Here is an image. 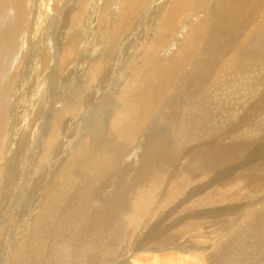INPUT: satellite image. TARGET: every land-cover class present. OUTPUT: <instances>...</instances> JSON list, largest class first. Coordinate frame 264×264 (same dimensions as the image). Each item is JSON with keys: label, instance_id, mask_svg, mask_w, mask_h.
<instances>
[{"label": "rangeland", "instance_id": "rangeland-1", "mask_svg": "<svg viewBox=\"0 0 264 264\" xmlns=\"http://www.w3.org/2000/svg\"><path fill=\"white\" fill-rule=\"evenodd\" d=\"M215 1H205V8H211ZM25 2L26 21L20 30L24 49L15 50L9 57V52L3 53L0 48V72L7 70V80L0 78V117L5 116L7 110V114L12 115L6 125L10 150H6L3 161L0 160V235L6 238L0 242V249L3 247L0 264H214L216 261L220 264H264V255L260 251L264 247V54H255L259 46L264 50V34L253 32L254 36L250 34L248 41L240 44L244 33L236 31L240 29L235 28L240 21L235 24L236 30L231 31L235 41L229 40L239 42L237 54L240 56L236 66L223 70L221 66L227 61L225 59L229 60L236 51L223 46V38L219 34L208 30L211 35L214 34L213 38L217 35L213 39L205 31L198 40L205 53H199L195 59L192 55L188 62L181 63L179 45H182L188 27L194 26L193 23L200 21L204 14L197 10L186 15L170 32L169 38L158 49L154 48L155 55H151L156 65L166 60L169 64L166 67L172 71L166 79L167 86L161 90L163 95L154 100L155 110L149 114L147 121L145 116L138 117L140 126L133 127L134 136L130 132L129 137H115L107 127L110 117L115 114L113 110L119 107L115 98L123 80L122 74L119 77V68L122 69L127 57L137 60L147 47L154 33L151 25L165 0H148L132 28L121 36L116 47L104 38L100 25L99 15L102 12H108L109 18L116 17L117 6L110 0L107 3L112 6L108 5L105 10L103 5L107 4L104 0ZM74 11L81 12L77 23L70 21ZM10 13L1 17L2 25L9 21L13 23ZM251 20L254 21V18ZM218 37L223 44L220 45L218 40L215 44L217 41L214 40ZM69 43L75 44V57L71 58V63L61 66L60 57L64 46ZM217 51L221 53L219 56L215 55ZM213 52L214 57H211ZM252 58L255 61L251 62ZM207 59L216 61V64L214 61L210 64ZM220 60V64L223 62L221 65L218 63ZM96 61L101 62L100 77L89 82L87 74ZM203 64H208V71L212 69V73L202 72ZM213 65L219 68L215 69ZM155 71L152 67L144 77L136 80L148 81ZM8 86L11 88L6 91ZM69 103L73 104L71 109ZM114 104H118L117 108ZM74 107L79 112L76 108L73 110ZM66 108L70 109L68 114L63 111ZM118 110L123 113L122 107ZM124 117L129 121V116L124 114ZM57 119L61 122L62 134L51 150L54 152H50L47 159L33 161L32 157L39 153L47 133L59 123ZM153 134L156 141L152 140ZM158 136L161 141H157L160 140ZM86 138L97 139L95 147L113 153L111 167L103 172L101 178H96L98 181L90 188L89 201L80 203L81 207L84 204L83 209L77 210L78 213L83 211L85 218L88 213L89 219L71 218L70 213L74 214L75 209L68 213L65 209L68 204L63 206L56 214L58 219L64 218L59 220V225L40 228L46 233L41 246L40 229L33 233L30 240L32 235L28 239L24 233L28 226L24 228L23 225H27L30 211L33 209L34 212L42 192H60L61 185L52 190L54 188L49 181L56 176L60 165L70 159V145ZM147 138L152 140L150 144ZM69 140H73L70 145ZM152 144L158 145L155 148L158 150L151 151L154 149ZM150 145L151 157H148ZM212 147L219 151L218 156L222 160L218 159V152ZM11 149L22 154L20 159L16 158L18 162L15 164ZM167 149H170L169 153ZM151 153H154L153 158ZM143 155L148 158L147 161ZM192 159L197 162L191 164ZM202 162L203 165H200ZM9 163L15 167L13 165L11 169L12 164L10 166ZM35 164L40 166H37L38 171H35ZM96 172L100 170L94 171V176ZM80 190L79 187V193ZM25 239L33 242H30L32 245H28ZM17 245L23 248L21 252L26 250L27 258L24 252L17 255ZM28 248H32L30 253ZM199 253L203 255L196 256ZM20 259L27 261L21 262Z\"/></svg>", "mask_w": 264, "mask_h": 264}, {"label": "bare ground", "instance_id": "bare-ground-1", "mask_svg": "<svg viewBox=\"0 0 264 264\" xmlns=\"http://www.w3.org/2000/svg\"><path fill=\"white\" fill-rule=\"evenodd\" d=\"M105 3L107 5H103V8L104 10L105 9H108V0H104ZM112 3L114 2L115 3V6H117V14L116 17L114 15H112L113 18H109L108 17V12L105 13L102 12V14H100V25L102 27V35L104 36V38H106V40L108 39L109 42L111 43H114L115 47H116V44L117 42L119 41V39L121 38V36L126 33L130 28H132L133 26V23H134V20H137V16L138 14L141 12V10L146 6V4L148 3V0H110ZM207 0H165L163 6H162V10L161 12H159L157 18H156V21L152 23L151 25V29L153 30V35L151 36V38L148 40V44H147V47L140 51L142 52L137 60H133V59H126V62L123 64V67L122 69L119 68V77H120V74H122V78L123 80L120 81L121 83V87H120V90L117 91L115 93V98L118 99L117 101L119 102V107H122V111L123 113L121 112V110H118L117 106H116V111L113 110V113L115 112V114H112L113 116L110 117V123H109V127H107L110 131V133H112L115 137H129L130 135V132H132L133 136H134V130H133V127H135L136 125L138 126L139 128V122L137 121L138 117L140 115L142 116H145L146 118V121L148 119V116L150 113H153V111L155 110L154 106H153V103H154V100L158 97V95L162 96L163 93H161V90L167 86L165 84L166 82V79L167 77H169L172 73L171 70H169L166 66L169 65L166 62L164 61H160L159 62V65H156V63L153 62L152 58H151V55L153 57V54L154 51V48H157L159 47L160 45H162L166 39L169 38V35H170V32L173 31L175 29V27L180 23V21H182L186 15L188 14H192L193 11H201L203 15V17L200 19V21L198 22H194V26H189L188 27V30H187V35H185V39L182 43V45H179L181 46L180 50L178 51V56L179 58L181 59V63H183L184 61H187L188 59L191 58V56L193 55L192 59L194 58H197L198 54L201 53V54H204V49L203 48H200L202 45L199 44L198 42L201 40L200 37L202 36V34L205 33V31H207V33L210 34V36L213 38V35L214 34H219L218 36H220L221 38H223L221 40L220 37H218V39L214 40V42H216L217 40L219 41V38L222 42H220L219 44H223V46L225 45L226 48L229 47L230 49H232L233 51L235 50L236 52H233L235 54H232L231 58L228 59H225L227 60L226 62H222V68L223 70L229 68V67H232L233 66H236V61L238 62V57L240 55H238V47H239V42L238 43H235V42H232V41H235L233 40V33L231 34V31L232 30H236L234 29V26L235 24L237 25V23L239 22L238 26L235 28H240L239 30H236L238 33L240 32L241 34L244 33L243 35V41L240 42V44H243L244 41L246 43V41H248L249 37H250V34L252 36L253 32L254 33H257V35H261V33L264 34V0H216L214 2V5L209 8V9H206L205 8V5H206V2ZM213 2V1H212ZM92 3V2H91ZM96 3V2H95ZM101 3V2H100ZM102 4V3H101ZM100 5V4H99ZM25 6H26V2L25 0H0V48L2 49L3 53H7L9 52V57L12 55V53L15 51V50H23L24 48V45H25V42H22L23 40H21L20 38V30L23 26V22L26 21V17H25ZM112 6V5H110ZM95 9V8H94ZM101 9V7H100ZM160 9V7H159ZM78 10V9H77ZM80 10V9H79ZM13 12L14 14L10 13V12ZM76 11V10H75ZM73 12V16L72 18L70 19V21L72 23H77V19L79 17V14L81 13H78L77 12ZM27 12V10H26ZM72 12V11H71ZM6 13H10V15H12L13 19V23H11L10 21L8 22V24L6 25H2V18L1 17H4V15ZM29 13V11H28ZM157 14V13H156ZM9 15V14H7ZM6 15V16H7ZM34 15V14H33ZM41 15V14H40ZM28 16V15H26ZM35 17V16H34ZM9 18V16H8ZM80 18V17H79ZM136 18V19H135ZM254 18V21H252L251 19ZM10 19V18H9ZM147 21V20H146ZM35 23V22H34ZM38 23V22H37ZM27 24V22L25 23V25ZM139 24V23H138ZM137 24V25H138ZM189 24V23H188ZM38 25V24H37ZM207 28V29H206ZM150 29V28H149ZM148 30V29H147ZM208 30H212V33L214 32V34L211 35L210 32H208ZM246 30V31H245ZM222 32L224 33V35H222ZM237 33V34H238ZM101 34V33H100ZM135 34V33H134ZM223 36H221V35ZM102 35H100L101 37H103ZM215 35V37L217 36ZM255 34H253L254 36ZM124 36V35H123ZM232 36V38H231ZM237 36V35H236ZM78 37V36H77ZM100 37V38H101ZM210 37V38H211ZM215 37L213 39H215ZM228 37V39H224ZM241 37V35H240ZM256 37V36H255ZM258 37V36H257ZM72 38V37H71ZM209 38V39H210ZM212 38L210 39L212 41ZM232 39V41L229 40ZM122 39V38H121ZM139 39V38H138ZM257 39V38H256ZM102 40V39H101ZM134 40V39H133ZM141 40V39H140ZM199 40V41H198ZM241 40V39H240ZM263 40V39H262ZM203 41V40H202ZM218 41L215 43L217 44ZM258 41V40H257ZM181 42V41H180ZM243 42V43H242ZM262 42V41H261ZM110 43V44H111ZM135 43V42H134ZM142 43V42H141ZM254 43V41H253ZM107 44V43H106ZM207 44V43H206ZM232 44V46L230 45ZM260 44V43H259ZM118 45V44H117ZM214 45V44H213ZM213 45H210V46H213ZM252 45V44H250ZM111 46V45H110ZM208 46V45H206ZM231 46V47H230ZM256 46V45H255ZM64 50H63V53H62V56L60 57L61 59V66L63 65H66L68 63H71L72 59L75 57V54H74V50L76 49L75 48V44L72 43V45L69 43L67 45L64 46ZM141 47V46H140ZM164 47V46H163ZM205 47V46H203ZM214 47V46H213ZM220 47V46H219ZM105 48V47H104ZM110 48V47H109ZM248 48V47H247ZM0 49V50H1ZM158 49V48H157ZM210 49V47H209ZM208 49V51L210 52V50ZM225 49V48H224ZM228 49V48H227ZM226 49V50H227ZM243 49V48H242ZM115 50V49H114ZM216 50V49H215ZM219 50V49H218ZM7 51V52H6ZM212 51V50H211ZM214 51V50H213ZM253 51V50H252ZM130 52V50H129ZM207 52V51H206ZM216 52V51H215ZM218 52V51H217ZM227 52V51H226ZM231 52V51H230ZM2 53V52H1ZM76 53V52H75ZM220 52L216 53L215 55H218ZM225 53V52H224ZM264 54V50L263 48H257V50L255 51V54L260 56L261 54ZM102 54V53H101ZM210 54V53H208ZM207 54V55H208ZM221 54V53H220ZM219 54V55H220ZM244 54V53H243ZM254 54V55H255ZM158 55V54H157ZM206 55V54H205ZM218 55V56H219ZM226 55V54H225ZM231 55V54H230ZM242 55V54H241ZM251 55V54H250ZM253 55V53H252ZM255 55V56H256ZM74 56V57H73ZM130 56V55H129ZM224 56V55H223ZM228 56V55H227ZM249 56V53L248 55ZM264 56V55H263ZM73 57V58H72ZM131 57V56H130ZM206 57V56H204ZM210 57V56H209ZM208 57V59H209ZM211 57H214V52H213V56L211 55ZM210 57V59H211ZM252 57V56H251ZM72 58V59H71ZM226 58V57H225ZM248 59H250V57H247ZM120 59V58H119ZM118 59V60H119ZM201 59V58H200ZM207 59V60H208ZM214 59V58H213ZM216 59V58H215ZM253 61L254 58H252ZM257 59V58H256ZM258 59L260 60V57H258ZM111 60V59H110ZM223 60V61H225ZM240 60V59H239ZM251 60V59H250ZM258 60V61H259ZM263 60V58H262ZM260 60V61H262ZM71 61V62H70ZM99 61V60H98ZM94 62L95 64H93V67L90 69L89 71V75L87 74V81L89 82H94L96 81L95 79L99 76L100 77V67H101V62ZM178 63H179V60H177ZM204 61V60H203ZM214 61V60H213ZM213 61L210 62V60H208V62L211 64ZM188 62V61H187ZM216 61H214L215 63ZM218 62V61H217ZM221 60L218 62L219 65L220 64ZM93 63V62H92ZM180 63V64H181ZM193 64V63H192ZM213 64V63H212ZM216 64V63H215ZM236 64V65H235ZM208 65V64H207ZM203 64V67H202V72L204 71H207L208 73L212 71V69H210V71H208V66ZM106 66V65H104ZM214 68H215V65H213ZM91 67V66H90ZM152 67H154L156 69V71L150 76L151 79H149L148 81L146 80H143L141 82L137 81L136 78L138 77H144L145 76V72L149 69H151ZM61 68V67H60ZM63 68V67H62ZM66 68V66H65ZM177 68V67H175ZM216 68H219L216 66ZM215 68V69H216ZM175 70V69H174ZM7 71V70H6ZM6 71H3L1 70L0 72V78H5L6 79V74L5 72ZM92 71V73H91ZM215 72V71H214ZM213 72V73H214ZM62 73V72H61ZM87 73V72H86ZM102 73V72H101ZM206 73V72H205ZM204 73V74H205ZM206 73V74H208ZM212 73V72H211ZM218 74V72H215ZM114 74V73H113ZM194 74V73H193ZM199 74V73H198ZM202 75V74H201ZM200 75V76H201ZM210 75V74H209ZM114 76V75H113ZM86 77V76H85ZM118 77V76H117ZM116 77V78H117ZM115 78V79H116ZM121 79V78H120ZM7 80V79H6ZM103 81V80H102ZM101 81V82H102ZM118 81V79H117ZM190 81V79L188 80ZM241 81V80H240ZM115 82V81H114ZM242 82V81H241ZM119 83V84H120ZM191 83V82H190ZM22 84V83H21ZM88 84V83H87ZM112 84V83H110ZM118 84V85H119ZM19 85V84H18ZM20 86V85H19ZM117 86V85H116ZM208 86V85H207ZM191 87V86H190ZM11 88V87H7L6 91ZM49 89V88H48ZM177 90V89H176ZM165 91V90H164ZM162 91V92H164ZM100 93V92H99ZM199 93V92H198ZM139 94H142L141 97H139ZM162 94V95H161ZM159 96V97H160ZM203 96V95H202ZM62 97V96H61ZM75 97V96H74ZM99 97V96H98ZM97 97V98H98ZM59 99V98H57ZM168 99V98H167ZM76 100V99H75ZM169 100V99H168ZM59 101V100H58ZM80 101V100H79ZM56 102V101H55ZM117 102V103H118ZM175 102V101H174ZM173 102V104H174ZM95 103V102H94ZM165 103V102H163ZM169 103V102H168ZM171 103V102H170ZM54 104V102L52 103ZM66 104V102L64 103ZM63 104V105H64ZM68 104V103H67ZM70 105V109H71V103H69ZM76 104V103H75ZM80 104V103H79ZM78 105V104H77ZM86 105V104H85ZM88 105V104H87ZM97 105V104H96ZM157 105H160L157 104ZM156 105V106H157ZM186 105V104H185ZM188 105V104H187ZM65 106V105H64ZM75 106V105H74ZM79 106V105H78ZM76 107H74L73 110H75ZM79 108V107H78ZM81 108V106H80ZM86 108V106H85ZM68 108L64 109L63 111L64 112H67L68 114V111L70 110ZM171 109V108H170ZM62 109H60L59 111H61ZM77 110V108H76ZM83 110V109H82ZM8 111V110H7ZM7 111L5 113V116L3 117H0V160L3 159V156L5 155L4 153L6 152V150H8V135H7V132H6V127L8 126L9 122H10V119H9V116L11 115H8L7 114ZM58 111V112H59ZM78 111V110H77ZM71 112V111H70ZM79 112V111H78ZM78 112H76L75 116L78 114ZM84 113V110L81 111ZM205 112V111H204ZM216 112V111H215ZM72 113V112H71ZM110 113V112H109ZM81 113H79L80 115ZM98 114V113H97ZM124 114L125 116H129V121L125 120L124 118ZM73 115V114H71ZM12 116V115H11ZM74 116V117H75ZM111 116V114L109 115ZM141 116V117H142ZM151 116V115H150ZM59 116L55 117V118H58ZM64 117V116H63ZM62 117V118H63ZM72 117V118H74ZM90 117V115L88 116ZM61 118V117H60ZM59 118V119H60ZM84 118V117H83ZM93 117H91L92 119ZM59 119H57L59 123H57L56 127L53 129L52 127V130L51 132H48L47 133V138L44 139V142L42 143V146H40V149H39V153H35L34 156L32 157L33 161L36 159V161H41L42 159H47V156L50 152H54V151H51L53 146L55 145L56 143V140L59 139V136L60 134V126L61 125L60 123L62 122L61 119L59 121ZM107 119L108 121V118H105ZM142 119V118H141ZM54 120V119H53ZM139 120V119H138ZM142 121V120H141ZM144 121V120H143ZM149 121V120H148ZM50 122V121H49ZM55 122H56V119H55ZM75 122V121H74ZM95 122V121H93ZM54 123V122H53ZM52 123V124H53ZM166 123V122H164ZM143 124V123H142ZM7 125V126H6ZM164 125V124H163ZM54 126V125H53ZM79 126V125H78ZM108 126V124H107ZM136 126V127H137ZM66 128V127H65ZM79 128V127H78ZM165 129V128H164ZM46 130V129H45ZM50 130V129H49ZM140 130V129H139ZM168 130V129H167ZM160 131V130H159ZM62 132V131H61ZM84 132V130H83ZM66 133V132H65ZM78 133V132H77ZM45 134V132H44ZM67 134V133H66ZM151 134V133H150ZM168 134V133H167ZM46 135V134H45ZM125 135V136H124ZM154 135V138L152 137V140L153 141H156L155 138V134ZM158 135V134H157ZM35 136V135H34ZM65 136V135H64ZM80 136V135H79ZM68 138V136H66ZM72 137V136H71ZM150 137V136H148ZM160 138V136H158ZM43 138V137H42ZM158 138V139H159ZM226 138V136H225ZM230 138V137H229ZM40 139V138H39ZM38 139V140H39ZM148 139V138H147ZM165 139V138H163ZM23 140V139H22ZM64 140V139H63ZM89 140L91 141V143H89ZM96 140L97 139H93V138H90V139H85L84 141L82 142H77V143H72L73 140H69V143L67 141V143L72 146V150L71 152L69 153L71 155V157H69L68 161L66 163H62L59 167V170L58 172L56 173V176L55 177H52V179L49 181L51 183V186L54 188L52 190H55L57 186H60L61 185V190L60 192H57L55 193L54 191H50V190H45L44 192H42V194L40 195L39 199H38V203H37V207L34 208V212H33V209L30 211V216H28V222H27V225H23L24 228L25 226L27 227L26 230H24V233L27 234V236L29 237L30 234L32 235L31 239L30 237H26L30 240L33 239V233H35V231H37L38 229L40 228H43V229H46L49 227V225L51 227H55L57 225H59L61 219H58V217H56V214L58 212H61V209L63 206L67 205L68 204V207L65 208L68 213L69 211L72 212V210L74 211L75 209V213L73 214L70 213V216L71 218H81V217H84L86 215H83L85 213L80 212L78 213L77 210L79 209L80 211L83 209L81 207V204L80 203H85V202H88L89 201V196H90V188L93 187L96 182L98 181L96 178H101L103 176V172H106L110 169L111 167V161H113L114 159V156L112 155L113 153H111L110 151H107L105 149H101L100 147L97 148L94 146V144L96 143ZM99 140V139H98ZM122 140V139H121ZM149 140V141H148ZM147 140V142L150 144V142L152 140H150V138ZM166 140V139H165ZM214 140V139H213ZM230 140V139H229ZM71 141V142H70ZM81 141V140H80ZM157 141H161V138L160 140H157ZM164 141V140H163ZM162 141V142H163ZM20 142V141H19ZM75 142V141H74ZM39 143V142H38ZM64 143V142H63ZM98 143V142H97ZM161 143V142H160ZM165 143V142H164ZM168 143V142H167ZM215 143V142H214ZM60 144V143H59ZM65 144V143H64ZM63 144V145H64ZM93 144V146L91 145ZM99 144V143H98ZM158 144V143H157ZM170 144V143H169ZM216 144V143H215ZM58 145V143H57ZM66 145V144H65ZM108 145V144H107ZM153 145V144H152ZM160 145V144H158ZM157 145V146H158ZM167 145V144H166ZM205 145V144H204ZM203 145V146H204ZM231 145V144H230ZM233 145V144H232ZM25 146V145H24ZM23 146V147H24ZM35 146V145H34ZM110 146V145H109ZM151 146V145H150ZM154 146V145H153ZM156 146V145H155ZM153 147L154 149H150L152 148L149 147L148 148V157H151L150 156V150L153 151V150H158V149H155L157 148L156 147ZM206 146V145H205ZM7 147V149H6ZM11 147V146H10ZM104 147V146H103ZM147 144H146V147L147 148ZM200 147V146H199ZM224 147V145H223ZM16 148V147H15ZM38 148V147H37ZM164 148V147H163ZM168 148V147H166ZM211 148V147H209ZM230 148V147H229ZM22 149V148H21ZM54 149V148H53ZM65 149V147H64ZM150 149V150H149ZM212 149H216V148H213ZM10 150V149H9ZM24 150V149H23ZM75 150V151H74ZM168 150L170 149H167L166 151L168 152ZM178 150V149H177ZM202 150V149H201ZM207 150V149H206ZM211 150V149H209ZM219 150V149H217ZM66 151V150H65ZM70 151V149H69ZM147 151V150H145ZM164 151V150H163ZM216 151V150H215ZM214 151V152H215ZM33 152V151H32ZM60 152V151H59ZM144 152V151H143ZM170 152V151H169ZM168 152V153H169ZM198 151H196V154H197ZM201 152V151H200ZM208 152V151H206ZM218 153H216L217 157L219 160H222L220 159L218 156L219 154V151H216ZM8 153V151H7ZM67 153V152H66ZM158 153V151H157ZM155 153V154H157ZM211 153V152H210ZM212 153H213V150H212ZM211 153V154H212ZM30 154V153H29ZM52 154V153H51ZM51 154L49 156H51ZM145 155V153H143ZM154 154V153H151V155ZM195 154V155H196ZM204 154V153H203ZM206 154V153H205ZM210 154V155H211ZM14 156L15 160L12 158V160H14V164L17 161L16 158H21L20 156L22 155L19 151H15L14 149V152L12 151L11 149V156ZM26 155V154H25ZM143 155V158L145 157ZM167 155V154H165ZM213 156L215 155V153L212 154ZM7 156V155H6ZM208 155L204 156L205 158L207 157ZM212 156V157H213ZM52 157V156H51ZM64 156H62V159H63ZM154 156L152 155V158ZM156 157V155H155ZM200 157V156H199ZM225 157V155H224ZM67 158V157H66ZM167 158V156H166ZM203 158V157H201ZM199 158V159H201ZM204 158V159H205ZM211 158V157H210ZM209 158V159H210ZM7 159V158H6ZM11 159V157H10ZM30 159V158H29ZM49 159V158H48ZM146 159V158H144ZM148 159V158H147ZM146 159V161H147ZM151 159V158H150ZM215 158H213L214 160ZM154 160V159H153ZM153 160H150L151 162ZM190 160V159H189ZM198 160V159H197ZM226 160V159H224ZM3 161V160H2ZM9 162V160H6V162ZM11 161V160H10ZM20 161V160H19ZM49 161V160H48ZM56 161V160H55ZM65 161V160H64ZM145 161V160H144ZM195 161L192 159L191 161V164H193L192 162ZM205 161L207 162L208 160L205 159ZM217 161V160H216ZM21 162V161H20ZM19 162V163H20ZM31 162V161H30ZM45 162V161H44ZM190 162V161H189ZM197 162V161H195ZM199 162V161H198ZM13 163V161H12ZM12 163H9V165L11 166ZM33 163V162H32ZM149 163V162H148ZM147 163V164H148ZM12 164L11 166V169L15 167V165ZM18 164V163H17ZM3 165V163H2ZM14 165V167H13ZM20 167V164H18ZM24 165V164H23ZM39 165V163H38ZM37 165V166H38ZM168 165V164H166ZM200 165H203V162L202 164ZM205 165V163H204ZM209 165V163H208ZM31 166V165H29ZM34 166V165H33ZM36 164H35V168H37ZM211 166V165H210ZM28 167V166H27ZM40 167V166H38ZM257 167V166H256ZM21 168V167H20ZM43 168V167H42ZM16 169V168H15ZM14 169V170H15ZM46 169V168H45ZM44 169V170H45ZM100 170V172H96L97 174H95V176L93 175V172L96 171V170ZM252 169V168H251ZM260 169V168H259ZM8 170H10V168H8ZM20 169H18L19 171ZM29 170V169H28ZM11 171V170H10ZM34 171V170H33ZM35 171H38V168L37 170L35 169ZM247 171V170H246ZM2 172V171H1ZM12 172V171H11ZM11 172L9 173V175L11 174ZM15 172H17L15 170ZM14 172V173H15ZM18 173V172H17ZM218 173V172H217ZM39 174V173H38ZM236 174V173H235ZM248 174V173H247ZM14 175V174H13ZM16 175V174H15ZM21 175V174H20ZM88 175H89V179H88ZM258 175V174H257ZM18 176V175H17ZM94 176V177H93ZM255 176V175H254ZM4 177V176H3ZM20 177V176H19ZM14 178V176H13ZM16 178V177H15ZM14 178V179H15ZM18 178V177H17ZM11 179V178H10ZM30 179V178H29ZM48 179V178H47ZM259 179V177H258ZM19 180V179H18ZM49 180V179H48ZM8 181H11L8 179ZM15 181V180H14ZM17 181V180H16ZM15 181V182H16ZM31 181V180H30ZM35 181V180H34ZM253 181V180H252ZM255 181V180H254ZM12 182V181H11ZM15 182H14V185H15ZM44 182V181H43ZM19 182H17L18 184ZM38 183V182H36ZM35 183V184H36ZM257 184V182H255ZM259 183V182H258ZM47 184V183H46ZM33 185H34V182H33ZM3 186V185H2ZM17 186V185H16ZM21 186V185H20ZM43 186V185H42ZM49 186V185H48ZM50 186V187H51ZM257 186V185H256ZM33 187V186H31ZM79 187L81 188L80 190V193L78 192L79 191ZM26 188V187H25ZM21 190V189H20ZM42 190H40L41 192ZM2 194V193H1ZM3 196V195H2ZM7 196V195H5ZM209 196V195H208ZM33 198V196H32ZM87 205V204H85ZM1 206V205H0ZM89 206V204H88ZM109 206V205H108ZM246 206V205H245ZM248 207V206H247ZM4 208V207H2ZM87 207H85L86 209ZM232 209V208H231ZM24 210V209H23ZM90 210V208H89ZM64 211V210H63ZM88 211V210H87ZM86 211V212H87ZM91 211V210H90ZM99 211H102V210H99ZM98 211V212H99ZM105 211V209H104ZM241 211V210H240ZM263 211V210H262ZM33 212L32 214V219L30 220V217H31V213ZM103 212V211H102ZM61 214V213H60ZM91 214V212H90ZM93 214V213H92ZM97 214V213H96ZM100 214V212L98 213ZM104 214V213H103ZM261 214V213H260ZM65 215V214H64ZM67 215V213H66ZM87 215L89 216V214L87 213ZM105 215V214H104ZM87 216V217H88ZM96 216V215H95ZM260 216V215H259ZM24 217V216H23ZM26 217V216H25ZM85 218L84 219H89L88 218ZM94 217V216H93ZM97 217V216H96ZM101 217V215H100ZM18 218V217H17ZM39 218V219H37ZM95 218V217H94ZM93 218V219H94ZM241 218V217H240ZM23 219V218H22ZM25 219V218H24ZM64 218H62L63 220ZM46 220V221H45ZM61 220V221H62ZM73 220V219H72ZM97 220V219H96ZM258 220V219H257ZM11 221V220H9ZM27 221V219H26ZM45 221V222H43ZM21 222V221H20ZM103 222V221H102ZM22 223V222H21ZM26 223V222H24ZM1 224V223H0ZM10 225V224H9ZM256 225V224H255ZM1 226V225H0ZM5 226V225H4ZM87 226V225H86ZM80 229V228H79ZM48 230V229H47ZM51 230V229H50ZM49 230V231H50ZM48 231V232H49ZM52 231V230H51ZM40 232L42 236L41 237V240L39 242V244L42 246L44 240H45V235L46 233L41 231H38ZM47 232V231H46ZM13 233V232H12ZM37 233V232H36ZM226 234V233H224ZM14 235V234H12ZM38 235V233H37ZM157 235V234H156ZM5 236H8V235H5ZM0 237L2 239H0V242L2 243V240H6L5 237H3V234L0 235ZM14 238V236H12ZM9 239V238H8ZM56 239V238H55ZM24 240V239H23ZM29 240V241H30ZM8 241V240H7ZM26 241V239H25ZM13 242V241H12ZM16 242V241H15ZM23 242V241H21ZM31 242V241H30ZM27 242L26 243L29 245L33 242ZM4 243V242H3ZM35 243V242H34ZM242 243V242H241ZM5 244V243H4ZM11 244V242H10ZM22 244V243H20ZM23 244H25L23 242ZM39 244H36L37 246ZM243 244V243H242ZM32 245V244H31ZM30 245V247H31ZM264 246V245H263ZM11 247V246H10ZM25 247V245H24ZM34 247V245L32 246ZM254 247V246H253ZM5 248V247H4ZM7 248V247H6ZM258 248V247H257ZM3 249V247H2ZM0 249V250H2ZM16 249V253L17 255L18 252L20 253H23L26 255L25 251L26 250H23V252H21V250L23 248H21V246H18L17 245V248ZM27 249V247H26ZM31 249L32 251V248H28V253H30L31 251L29 250ZM148 249V248H147ZM37 250H38V247H37ZM5 251H8V250H5ZM13 251V250H12ZM10 251V252H12ZM139 251V250H138ZM143 251V250H142ZM252 251V250H251ZM256 251V250H255ZM254 251V252H255ZM261 253L262 255H264V247L261 248ZM4 252V251H3ZM37 252V251H36ZM157 252V250H156ZM202 252V251H201ZM246 252V251H245ZM1 253V252H0ZM193 255V254H192ZM200 253L196 256H199ZM203 254H201L200 256H202ZM1 256V254H0ZM22 256V255H20ZM28 254L26 255V258H27ZM236 256V255H235ZM11 257H13L11 255ZM11 257H10V260H11ZM25 257V256H24ZM14 258V257H13ZM21 258V257H19ZM23 258V257H22ZM21 258V259H22ZM38 258V256H37ZM203 258V257H201ZM205 258V257H204ZM7 259V258H6ZM20 259V260H21ZM206 259V258H205ZM2 260V259H1ZM44 260V259H43ZM240 260V259H239ZM244 260V259H243ZM248 260V259H247ZM4 262V260H2ZM19 261V260H18ZM22 261H27V260H21ZM20 262V261H19ZM30 262V261H29ZM210 262V261H209ZM213 262V260H212ZM217 262V261H216ZM214 262V264H220V262ZM225 262V261H224ZM28 263V262H27ZM9 264V263H8ZM19 264H22V263H19ZM210 264V263H209ZM213 264V263H212ZM221 264H224V263H221Z\"/></svg>", "mask_w": 264, "mask_h": 264}]
</instances>
